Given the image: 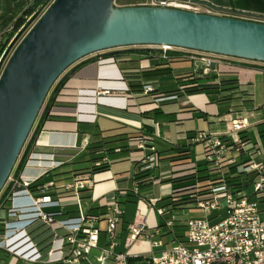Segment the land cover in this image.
<instances>
[{
	"label": "crops",
	"instance_id": "obj_1",
	"mask_svg": "<svg viewBox=\"0 0 264 264\" xmlns=\"http://www.w3.org/2000/svg\"><path fill=\"white\" fill-rule=\"evenodd\" d=\"M195 1L202 10L211 8L264 18V0ZM175 51L181 52L183 57L176 55L171 59H161L164 52L154 48L142 55L135 51L117 55L103 53L101 59L87 57L81 60L55 94L48 115L42 123L46 132L41 135L37 144H33L29 149L27 158L31 156L33 159L21 171L25 178L36 179L33 185L36 191H40L39 188L52 180L59 183L70 181L75 172L91 167L96 164L98 157L107 155L110 168L96 173V183L91 190L84 193V203L91 211H102L103 196L114 190L120 191L125 215L118 229L120 245L116 251L128 249L127 229L128 225L135 221L137 210L128 216L126 207L127 204H135L138 209V199L133 189L136 182L135 173L138 172L137 164L143 151L137 149L138 140L129 138L124 143L111 145V150L106 154L102 149L107 138L117 134L154 138L160 160L150 173L157 177L165 176V179L154 181L140 189L144 197L158 198L159 206L170 202V199L164 198L172 194L174 184L167 180L186 169V165L172 161L169 150L174 145L190 146V161L198 163L200 170L207 169L205 174L213 173L212 168L204 161L203 144L194 142L193 137L202 131L224 132L226 126L222 119L225 114L243 111L248 121H251L249 126L241 131L243 134H239L240 137L247 138L246 150L241 151L236 159L238 151L231 147L229 156L239 163L243 162L249 159V151H253L257 144L261 152L255 157L264 158V62L231 57L219 72L205 73L200 70L203 69L201 62L189 58L185 49L176 48ZM158 61L164 64L155 66ZM165 67L169 68L168 73L157 75V70ZM188 74L210 77V82L217 84L218 89L230 90L220 94H208L205 91L189 94L181 91L179 93L183 94L180 96H165L164 92L178 88L179 78ZM149 86H153L160 96L153 97L152 94L146 93L145 89ZM225 94H228L227 98H221ZM202 120L206 124H202ZM49 131L77 133L79 148L48 146ZM70 134L66 135L65 140L74 138ZM198 147H201V151L196 154ZM145 152H150V149L147 148ZM51 154H55V158L63 163L58 168L47 171V160ZM223 171L234 172L235 168L225 165ZM167 174H170L169 177H166ZM44 206L45 210L59 214L60 218L77 216L78 212L77 206H61L57 201ZM190 206L172 211L175 229L179 222L177 214L184 215V210L193 209ZM141 209L146 212V221L150 226L159 224L160 216L152 211L150 206L142 205ZM0 214L6 217V226L0 227L7 237L6 240L0 237V264H49L34 262L37 254L24 232L25 227L38 216L27 189H20L7 205L1 208ZM32 232L40 241L47 236L42 225L33 226ZM184 233L185 231L183 235ZM105 241L102 234L100 243L104 244ZM149 248L148 243L139 240L132 250ZM20 249L22 253H19Z\"/></svg>",
	"mask_w": 264,
	"mask_h": 264
},
{
	"label": "built area",
	"instance_id": "obj_2",
	"mask_svg": "<svg viewBox=\"0 0 264 264\" xmlns=\"http://www.w3.org/2000/svg\"><path fill=\"white\" fill-rule=\"evenodd\" d=\"M151 2L154 6L195 12L204 11L206 14L264 23V18L238 12L211 8L202 10L195 0H152ZM32 27L33 25L27 28L25 35ZM20 42L15 41V37L9 41L0 38V50H2L0 52V77ZM161 48L164 52L167 51L166 48ZM186 54L189 58L200 61L205 73L219 72L220 68L231 58L193 50H186ZM102 55L103 52H98L88 58L101 59ZM145 92L152 94L153 97L160 96L153 86L147 87ZM222 120L226 126L224 132L202 131L193 137L194 142L203 144L204 161L209 168H212L213 173H216L219 180L211 185L207 197L192 202L190 207L199 208L203 213L186 220L185 233L182 238L175 234V224L171 214L167 216L164 226L158 224L150 226L147 223L146 212L141 209L142 205L150 206L152 211L159 216L165 214V208L158 205V198L142 196L140 186L135 182L133 193L138 195V210L135 221L128 225L126 236L128 249L116 251L120 245L118 229L125 215V209L120 201L121 193L119 190L106 193L103 196L102 211L89 210L84 203L86 198L84 193L94 187L96 173L87 170L75 172L71 180L65 183L52 180L39 188L40 191H36L33 185L36 179L25 178L21 172L18 175L15 174V167L0 195V211L20 189H27L38 213L36 219L24 229L37 254L34 262L93 264L89 256L94 249H98L100 255L96 257V264H264V197H262L264 194V158L255 157L261 152L257 144L253 147V151H249V159L243 162L239 163L234 157L229 156L228 151L231 147L238 152L246 150L245 142H241L239 134L250 123L243 111L236 113L232 111L225 114ZM37 126L38 124L35 129ZM44 132H46L45 127L41 125L32 145L37 144ZM67 134L70 133L49 131L48 146L79 148L77 133L70 134L74 136L73 139L65 140ZM157 135L159 136V133ZM147 148L150 152L146 153ZM137 149L143 151L137 164V171L152 170L157 166L160 156L153 137L138 139ZM32 159L31 156L26 158L23 168ZM47 161H49L47 171L54 170L63 163L55 158V154H51ZM96 163H110V159L104 155ZM183 165H186V169L184 168L180 174L171 176V178L198 171V163L195 161L183 163ZM225 165L233 166L235 171H223ZM169 175L167 174L166 177ZM230 175L241 177L242 183L246 182L248 185L244 187L230 183L228 181ZM151 178L152 182L164 181L165 176L152 175ZM55 201L61 206H77V216L60 218L59 214L45 210V204ZM74 219H78V222L70 226L71 220ZM40 225L47 234L43 241L38 240L32 232L33 226ZM0 226H6V217L1 214ZM102 234L106 240L104 244L100 243ZM0 237L7 239L2 231ZM139 240L148 243L150 248L133 251L134 244Z\"/></svg>",
	"mask_w": 264,
	"mask_h": 264
},
{
	"label": "water",
	"instance_id": "obj_3",
	"mask_svg": "<svg viewBox=\"0 0 264 264\" xmlns=\"http://www.w3.org/2000/svg\"><path fill=\"white\" fill-rule=\"evenodd\" d=\"M144 45L264 62V23L166 6L117 7L114 0H54L0 77V194L59 77L94 53Z\"/></svg>",
	"mask_w": 264,
	"mask_h": 264
},
{
	"label": "trees",
	"instance_id": "obj_4",
	"mask_svg": "<svg viewBox=\"0 0 264 264\" xmlns=\"http://www.w3.org/2000/svg\"><path fill=\"white\" fill-rule=\"evenodd\" d=\"M52 0H0V38H6V41L11 40L17 32H19L23 27L27 26L29 23V19L35 17L38 15L45 7H47ZM2 50H0L1 52ZM145 51V50H144ZM179 55L178 57H183V54L181 52H177L175 50H167L164 52L163 56H161V59H171L172 57ZM163 62H155V66L163 65ZM168 67L165 68H159L157 71V75H162L165 73H168ZM75 70L72 69L56 86L53 93L50 96V99L48 100L41 116L38 122L37 128L34 130L29 142H27L26 147L24 149V152L22 156L19 157V162L17 161V166H15V174H19L23 168V165L25 163V160L27 158L29 149L32 146V143L36 139V136L40 130V127L45 120V118L48 115L49 109L53 103L55 94L59 90V88L62 86V84L66 81V79L70 76V74ZM210 77H197L194 74H188L186 76H183L179 78V87L167 90L165 93V96H175V95H182L183 93H179L181 91L185 93H197L200 91H205L208 94H220L225 92L228 89H218V85L210 82ZM228 94L222 95L221 98H227ZM164 97V96H163ZM40 115V114H39ZM241 135L243 132L240 133ZM144 136L136 135V136H126V134H117L113 137H109L105 141V146L102 149V152L108 154L111 150L110 146L114 143H124L129 138L133 140H138L143 138ZM241 142H246L247 138L246 136H242ZM121 147V146H120ZM120 147H114L115 149L119 150ZM113 148V149H114ZM171 153V159L172 161L179 162L181 164L190 162L191 158V148L190 146L186 144H177L174 145L170 150ZM104 156V155H103ZM98 157L97 160H99ZM200 165H198V171L193 173H187L179 176L172 177L168 179L167 181H171L174 184L173 192L169 197H166L164 199H170V202L164 205L165 208V214L160 216L159 220V226H164L166 223L167 216H169L172 211L182 208L184 206L191 205L192 202L197 201L198 199H202L204 197H207V195L210 192V187L213 183L217 182L219 180V177L217 175L212 174L210 169L208 170L211 173H206L205 171L207 169H201L199 168ZM110 168V163H101V164H94L89 168H86L84 170L91 171L92 173H98L106 171ZM14 171V169H13ZM152 174L150 173L149 169H143L139 170L135 173V180L138 183L140 187H146L150 183H152ZM239 177V176H237ZM236 176L230 175L228 178V181L230 183L239 185V186H246L248 183L244 182L242 183L241 177L237 178ZM130 195V194H129ZM136 197L138 195L134 194ZM143 196V195H142ZM264 197V194L262 195ZM0 231H2V228L0 227Z\"/></svg>",
	"mask_w": 264,
	"mask_h": 264
},
{
	"label": "rangeland",
	"instance_id": "obj_5",
	"mask_svg": "<svg viewBox=\"0 0 264 264\" xmlns=\"http://www.w3.org/2000/svg\"><path fill=\"white\" fill-rule=\"evenodd\" d=\"M54 0H52V2H53ZM152 0H114V5L115 6H117V7H127V6H144V5H152V2H151ZM52 2L45 8V9H43L38 15H36L35 17H33V18H30L29 19V23L27 24V26H25L24 28H22L19 32H17L16 33V35L14 36L15 37V41H21V39L25 36V33H26V31H27V28H29L30 26H32V25H34L36 22H37V20L43 15V13L46 11V9H48V7L52 4ZM13 37V38H14ZM3 40L5 41L6 40V38H3ZM155 48V50H162L163 52H164V49H162L161 47H158V46H130V47H121V48H116V49H112V50H108V51H104L103 53L104 54H113V55H117V54H121V53H128V52H137L138 54H145L147 51H149V50H151V49H154ZM156 48H158V49H156ZM170 48H168L167 50H169ZM172 49H174V50H176V48H172ZM172 49H170V50H172ZM145 50V51H144ZM185 50H187V49H185ZM188 51V50H187ZM83 60V59H82ZM232 60V59H231ZM196 61H198V60H196ZM79 62H81V60L80 61H78V62H76L75 64H73L71 67H69L60 77H59V79L56 81V83L53 85V87H52V89H51V91L49 92V94H48V97H47V99H46V101H45V104H44V106H43V108H42V110H41V112H40V115H39V117L37 118V121H36V123H35V125H34V127H33V129H32V132H31V134L29 135V138H28V140H27V142L30 140V138H31V136H32V134H33V131H34V129H35V127H36V125L38 124V122H39V119H40V116H41V114H42V112H43V110H44V108H45V106H46V104H47V102H48V100L50 99V96H51V94L53 93V91H54V89L56 88V86L59 84V82L79 63ZM198 62H200V61H198ZM233 62H235V61H233ZM239 62V61H238ZM200 64V63H199ZM202 64V63H201ZM203 66V65H202ZM200 70H204V69H200ZM249 122H251V121H249ZM202 124H206V122L204 121V120H202ZM27 142H26V144H27ZM26 144H25V147H26ZM261 144H263V143H261ZM25 147H24V149H25ZM24 149H23V151H22V154H23V152H24ZM200 151H201V147L199 148L198 147V149H197V152H196V154H198V153H200ZM239 153L240 152H237L236 153V155H235V158L236 159H238L239 157ZM22 154H21V156H22ZM228 155H230V150L228 151ZM6 187V186H5ZM4 190V189H3ZM250 191H252V189H250ZM3 192V191H2ZM2 192H1V194H2ZM0 194V195H1ZM127 211H128V216H131L132 214H134L135 212H136V210H138L137 208H136V205L135 204H127ZM185 212H184V215H178L177 214V219H179V222L177 223V227H176V229H175V232H176V236L178 237H181L182 238V236H183V232L185 231V228L183 227V225H184V221L187 219V218H189V217H192V216H200V215H202V210L201 209H199V208H194V209H187V210H184ZM78 222V219H74V220H71V222H70V226H72V225H74V224H76ZM27 246H29L28 244H27ZM32 253L31 254H33L34 253V250H32L31 251ZM19 253H22V250L20 249L19 250ZM30 253V252H29ZM100 255V251L99 250H96V249H94V251H92V253L90 254V261L93 263V264H96V257L97 256H99Z\"/></svg>",
	"mask_w": 264,
	"mask_h": 264
},
{
	"label": "bare ground",
	"instance_id": "obj_6",
	"mask_svg": "<svg viewBox=\"0 0 264 264\" xmlns=\"http://www.w3.org/2000/svg\"><path fill=\"white\" fill-rule=\"evenodd\" d=\"M164 48L168 49L169 47L168 46H165Z\"/></svg>",
	"mask_w": 264,
	"mask_h": 264
}]
</instances>
